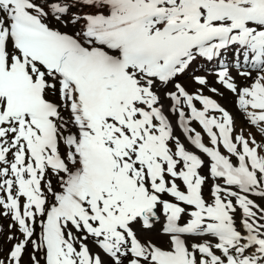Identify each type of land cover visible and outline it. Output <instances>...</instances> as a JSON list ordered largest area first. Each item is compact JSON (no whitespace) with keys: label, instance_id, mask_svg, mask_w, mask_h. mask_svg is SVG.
Masks as SVG:
<instances>
[{"label":"bare ground","instance_id":"6f19581e","mask_svg":"<svg viewBox=\"0 0 264 264\" xmlns=\"http://www.w3.org/2000/svg\"><path fill=\"white\" fill-rule=\"evenodd\" d=\"M80 1L18 0L15 5H0V36L7 64L23 62L12 41L15 22L22 17L37 19L48 29L77 39L83 49H93L116 58L121 57L122 46L104 44L106 39L124 42L132 36L149 35L159 40L178 37L183 39L186 49L175 59L178 65L172 79L165 84L150 78L142 68L129 67L127 74L133 83L131 90L142 96L141 99L130 95L122 102L109 105L101 115L95 112L83 115L80 112L77 95L58 71L43 70L26 62L33 80L37 79L38 72L42 73L46 84L44 96L52 106L56 140L52 165L45 161L38 164L30 157L27 146L36 148L37 134L26 121L25 100L14 92L7 98L0 91V264H50L52 261L62 264H81L82 261L88 264H157L150 259L151 249L156 246L169 251L170 264H180L191 240L208 246L226 230L225 225L215 226L212 221H208L210 224L206 226L203 220L204 215L215 214L216 208L211 206L210 212L205 207L203 194L218 193L221 186L215 185L213 190L203 189L206 186L200 167L186 176V163L185 160L181 163V156H186V152H197L209 168L213 181L228 171L234 175L235 183L238 180L240 184L241 180H251L252 174L249 168L241 170L238 164L230 161L231 142L233 147L240 145L248 152L253 151L255 160L260 161L259 148L253 140L256 128L252 125L254 118L264 119V0ZM241 7L251 9L242 12ZM190 8L193 11L191 15L187 11ZM141 17L145 18L144 21L137 22ZM217 27L222 30V37L203 38L205 33ZM106 33L109 35H104ZM221 39L225 44L218 46ZM201 48L207 50L200 53ZM187 58L191 63L186 66ZM227 79L232 84L225 81ZM194 82L219 92L220 97L215 102L223 110V115L199 108L201 90L190 89L191 94L184 89L190 88ZM217 82L223 87L217 88ZM234 82L239 84L235 86ZM181 90L185 91L184 98L177 95ZM230 91L238 96L233 106L228 103V96L233 93ZM174 95L177 96L173 98ZM186 98H191L190 104L185 103ZM154 107L157 112L150 116L149 128L157 143L164 145L166 153L173 157L171 166L158 159L153 150H145L143 141L134 132L138 127L137 110L151 111ZM196 114L201 115L202 121L208 120L206 125L209 128L204 132V139L216 152L222 153V166L211 162L210 150L204 153L190 145L189 139H193L192 134L195 133L190 118ZM22 120L25 124L21 127L19 122ZM218 125L215 135L218 142L212 143L208 139ZM223 125L229 126L228 149L223 147L224 141L219 135ZM81 126L87 127L91 142L105 151L113 168L109 178L100 174L94 180L98 188L96 201L79 189L71 203L67 200L69 190L77 182L83 162L80 155L82 143L76 131ZM163 130L167 131V138L172 136V141L176 142L173 149L162 137ZM45 153L52 154L47 150ZM150 164L160 165L159 179L151 183L147 174ZM245 164L249 165L246 159ZM178 175L182 182L176 180ZM34 176L39 178V189L28 196L27 190L33 189L31 179ZM193 179L199 184V194L197 201L190 203L186 201L185 193L180 192V187ZM19 182L28 187L25 192L19 190ZM155 182H161L162 188L158 189ZM170 182L175 183L170 187L174 195L165 191ZM45 189L53 196H48ZM241 194L231 185L229 197L237 199L238 207L245 211L242 213L252 217L244 216L237 228L242 239L240 246L244 260L249 264L252 254L248 251L264 241V218L257 213L251 214V207H245L250 199L240 197ZM36 196L41 201L39 212L31 200ZM9 197L17 201V209L8 204ZM139 202H154L156 205L158 220L149 227L132 215ZM227 207L231 213L235 211L231 201ZM95 208H98L97 218L94 216ZM205 208L206 212L203 211ZM175 212H180L183 217ZM187 213L192 214L191 217ZM49 214H53L57 222V242L53 253L45 245ZM16 215L23 219L22 226L17 225ZM187 222L192 236L173 231L174 228L177 231L188 228L176 225ZM86 224L90 227L88 234L81 231L82 225ZM103 242L109 244L108 251L101 249ZM33 245H38L37 252L31 250ZM134 251L140 252L139 257L132 255Z\"/></svg>","mask_w":264,"mask_h":264},{"label":"rangeland","instance_id":"374dc122","mask_svg":"<svg viewBox=\"0 0 264 264\" xmlns=\"http://www.w3.org/2000/svg\"><path fill=\"white\" fill-rule=\"evenodd\" d=\"M89 6H92V5H89ZM250 9H251V7H241L240 11L247 12ZM83 21L86 22L87 19H83ZM104 35H109V33H106ZM111 47H114V46H111ZM216 79H217V77H216ZM225 81H229L232 84V82L229 79H227ZM234 84H235V86H237L239 83L238 82H234ZM222 87H223V85L221 83L217 82V88L220 89ZM198 88H199V90H201L200 94L202 96H207L208 95V96H211V97H213L215 99H217L218 96L220 97L219 92H215V90L212 87L211 88H210V86L207 87V85H204V84H201V83L194 82V83H192V86H190V88L184 87V89L186 91H189L190 93H191V90L194 91V90H197ZM230 93H232V96H228V103L231 106H233L234 100H236L238 96H237V94L234 91H230ZM257 95L259 96L260 94L257 93ZM225 108L227 110L231 109L230 107H225ZM143 109H147V108H143ZM219 110L221 111V109L218 108L216 111H213V112L214 113L218 112L221 115H223L222 111L220 112ZM147 111L150 112L149 109ZM259 114L261 115L262 112H260ZM237 116L238 115H236V117ZM239 118H238V120H239ZM190 122L192 123L193 128L195 130V133L192 134V135L202 136V134H201V132H202L201 126H199V124L196 123L191 118H190ZM253 124L254 125H252V127L256 128L255 132L253 133V140H254V144L259 148L260 161L258 159L255 160V158L253 156L254 153H252L253 151H249L248 152V150H246L245 148H243L240 145L239 146L236 145V146H234L232 148V160L235 163L239 164L241 169H243V170L249 168V170H250V172L252 174L251 175L252 176L251 180H249V181H246L245 179L241 180V184H240V183H237L238 180L236 179L237 180V182H236L237 184L235 183V181L233 182V184H226V183H222V182H221V184H218L220 182V180H223V176H220L218 178V180H216V181L214 180L213 181L212 177H211V174L209 172L210 170H209L208 167L206 168V166L203 165V166L200 167L201 169H199L200 172H201L202 178H203V183L206 186V188L203 187V189L211 188V190H213V187H215V185L221 186L220 187V191H219V188H218V191H219L218 193L213 191L214 193L212 192V193L206 194V195L203 194L204 197L206 198L205 199L206 202L209 201V200H212L214 198H220V197L224 198L226 200L227 204H228L229 201H231V204H232V206L234 207V210H235L233 213H231V221H232L233 227L235 229L239 227V223H240L241 219L244 216L251 217V215L242 213V212H245V211L242 210V208L238 207L239 206L238 200L237 199H231L229 197V192H230L231 185L235 186V188L242 193L240 195V197L251 200L249 205H245V207H247V208L249 206L251 207V209L253 210V211H251V214L257 213V214L261 215L264 218V215H263L264 214V191L262 190V188H264V119H258L257 120V119L254 118ZM79 130L80 129L78 128L77 129V134H79L78 133ZM12 136H14V135H12ZM12 136H10V141L11 142H12ZM202 137L204 138V133H203ZM172 140H173L172 136L168 137L167 138V144L173 149L174 148L173 146L175 145L176 142H173ZM243 149L246 151V155L249 156V159H248L249 161L247 160V162L249 164L248 166L245 164V159H244L245 158V154H244L245 151ZM186 153H190V152H186ZM13 155H15V154H13ZM13 155H12V157H13ZM5 167L8 170V166L6 165ZM3 171H4V169H3ZM222 173H225V172H222ZM178 180H179V178H178ZM212 183H213V186L210 187ZM253 184H256V186L253 185ZM45 191L47 192L48 196H53V195L48 194V190L47 189H45ZM181 192L183 193V188L181 189ZM53 193H54V191H53ZM172 195H174V194H172ZM237 198H238V196H237ZM258 210H260V212ZM203 211L206 212V208L203 209ZM175 214L177 216L183 217L180 212H175ZM187 215L189 216L190 214L187 213ZM191 215H190V217H191ZM13 222H14V220H13ZM184 222H186V221H184ZM208 223L209 222H206L205 225L207 226ZM22 225H23V223L21 225H19V226H22ZM176 225L180 226V227L191 228L189 226L188 222L187 223H183V224H176ZM190 236H192V235H190ZM240 244H241V241L239 239H238V241H235V242L231 243L228 246H224V245L220 244V241H219V243L215 242V243L211 244L210 246L208 245L209 247L208 248L206 247L207 248V250H206L203 246H207V245H203V244L200 245L198 242L191 240L189 242V244H188V248L186 250L185 258L183 259V261L180 264H210L208 262L207 255H206V252H208L209 250L216 252L221 257L222 261L219 264H226V263H228L230 261H232L231 262L232 264H247L246 261L244 260V257H243L244 253H243V251H241L242 249H241ZM130 245H131V243H130ZM155 245H160V244H155ZM39 248H40V246H39ZM32 249H33V247H31V250ZM33 251L37 252V249H35V250L33 249ZM248 252L250 254H252L250 256V259H249V262H248L249 264H264V244L261 245V246L253 245V248H251V250H249ZM117 257H119V256H117ZM27 258H29L28 255H27Z\"/></svg>","mask_w":264,"mask_h":264},{"label":"water","instance_id":"95a60500","mask_svg":"<svg viewBox=\"0 0 264 264\" xmlns=\"http://www.w3.org/2000/svg\"><path fill=\"white\" fill-rule=\"evenodd\" d=\"M146 217L149 219H157V216L154 213V207L149 208L148 210H146Z\"/></svg>","mask_w":264,"mask_h":264}]
</instances>
